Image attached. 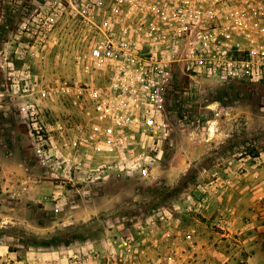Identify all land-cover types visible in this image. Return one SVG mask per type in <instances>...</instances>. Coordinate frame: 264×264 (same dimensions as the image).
I'll return each instance as SVG.
<instances>
[{
  "label": "rangeland",
  "instance_id": "obj_1",
  "mask_svg": "<svg viewBox=\"0 0 264 264\" xmlns=\"http://www.w3.org/2000/svg\"><path fill=\"white\" fill-rule=\"evenodd\" d=\"M57 1L0 0V163L13 156L34 176L40 165L19 123L17 90L27 85L25 70L30 86L43 89L73 77L55 68L48 48L35 50L34 30ZM180 84L169 108L172 136L150 178H111L75 206L45 209L52 184L38 185L35 199L32 184L16 201L3 190L0 166V212L15 213L3 202H43L17 211L20 223L0 222V264H264V80ZM76 101L45 102L44 120L74 127L82 119ZM252 235L258 250H247Z\"/></svg>",
  "mask_w": 264,
  "mask_h": 264
},
{
  "label": "built area",
  "instance_id": "obj_2",
  "mask_svg": "<svg viewBox=\"0 0 264 264\" xmlns=\"http://www.w3.org/2000/svg\"><path fill=\"white\" fill-rule=\"evenodd\" d=\"M34 31L36 52L48 48L57 70L73 72L43 89L30 86L25 70L27 85L17 90L19 123L40 165L22 189L47 180L57 209L111 178L153 175L172 136L169 108L181 80H264V0H60ZM64 97L80 102L74 127L44 120L45 102Z\"/></svg>",
  "mask_w": 264,
  "mask_h": 264
},
{
  "label": "crops",
  "instance_id": "obj_3",
  "mask_svg": "<svg viewBox=\"0 0 264 264\" xmlns=\"http://www.w3.org/2000/svg\"><path fill=\"white\" fill-rule=\"evenodd\" d=\"M13 160L18 163V166L16 165V167L10 168L9 163H11ZM4 161H5L4 164L0 163V166L3 169V174L5 177V180L2 181V187L5 193H7L8 197H13V198L16 197V201H17V199L19 198L22 199V197L25 196V195H21L19 191L23 193L22 183L24 179H26V177L28 176V173H27L28 170L27 168L25 169L24 166L22 167V165H21L22 168L21 167L19 168V162L13 156H10L8 159H4L3 162ZM14 171H18V172L14 173ZM20 181H21V185H19ZM32 184L34 186L36 185L35 182H32L30 186ZM37 187H40V186L36 185L35 187H33L36 189H33L34 191L31 193V195H34L33 196L34 199L37 196H41V191ZM31 189H32V186H31ZM36 203H43V202H6V203L3 202L4 205L2 208L6 206V208H8L7 210H13L15 211V213H12V212L3 213V211H1L0 214L3 215V220L0 219V222L2 223L3 221V223H7L6 225L20 223L21 220H18L20 217L16 215L17 211L23 208L36 207L37 206ZM43 204L45 205V209H55V204H52L49 202H44ZM62 207H65L63 203L60 204V208ZM255 238H256V242L255 243L251 242L250 244H252V246L250 248H247V250L251 251L253 249H256V250L259 249V239L260 238L258 236H254V235L248 236L247 240H252Z\"/></svg>",
  "mask_w": 264,
  "mask_h": 264
}]
</instances>
